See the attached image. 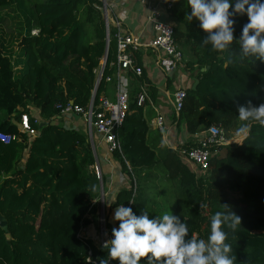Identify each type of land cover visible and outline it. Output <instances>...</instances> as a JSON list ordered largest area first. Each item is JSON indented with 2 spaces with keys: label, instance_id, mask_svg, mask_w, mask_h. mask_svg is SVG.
I'll return each mask as SVG.
<instances>
[{
  "label": "trees",
  "instance_id": "trees-1",
  "mask_svg": "<svg viewBox=\"0 0 264 264\" xmlns=\"http://www.w3.org/2000/svg\"><path fill=\"white\" fill-rule=\"evenodd\" d=\"M102 7L101 0H0V132L14 137L8 145L0 142V214L8 229L0 227V264H99L108 256L107 249L81 238L82 229L97 218L93 202L101 188L90 141L61 121L51 124L63 118L57 103L87 108L93 97L95 71L107 49ZM190 13L187 0H178L171 12L184 27L175 30V40L189 55L186 66L194 80L173 123L183 125L190 137L212 126L228 132L238 125L240 106L264 103V61L240 54L246 13L233 17L234 42L224 53L202 46L207 33L198 20H186ZM112 34L111 29L96 105L113 74ZM134 56L142 67V52ZM151 97L156 102V93ZM31 107L40 113L38 125ZM26 114L36 138L12 123ZM154 116L151 107L145 112L137 97L131 99L119 136L121 152L114 155L129 187L119 192L115 207L123 204L137 216L148 209L150 219L172 212L182 222L186 218L190 233L207 239L211 217L229 205L242 219L235 233L226 229L236 264H264V126L254 124L241 144L226 146L213 160L210 176L197 179L162 134L152 131ZM191 146L192 139L186 147Z\"/></svg>",
  "mask_w": 264,
  "mask_h": 264
},
{
  "label": "clouds",
  "instance_id": "clouds-1",
  "mask_svg": "<svg viewBox=\"0 0 264 264\" xmlns=\"http://www.w3.org/2000/svg\"><path fill=\"white\" fill-rule=\"evenodd\" d=\"M187 4L191 13L186 20H198L207 33L202 46L211 45L218 53L229 51L234 42L235 14L246 13L249 22L238 41L240 54L264 61V3L260 0H235L234 9L232 0H187ZM238 113L237 136L247 138L254 124L264 126V103L254 106L249 101L238 108ZM112 204L108 202L109 207ZM222 208L224 211L211 217L210 235L204 239L190 233L186 218L182 222L172 212L150 219L148 209L137 216L132 208L121 204L114 212L119 227L112 229L114 238L104 243L108 256L99 258V264H109V260L141 264L143 259L147 264H236L226 229L235 233L242 219L229 205Z\"/></svg>",
  "mask_w": 264,
  "mask_h": 264
},
{
  "label": "built area",
  "instance_id": "built-area-1",
  "mask_svg": "<svg viewBox=\"0 0 264 264\" xmlns=\"http://www.w3.org/2000/svg\"><path fill=\"white\" fill-rule=\"evenodd\" d=\"M101 1L103 3L102 12L104 13L106 10L104 17H106L107 44L110 45L109 12L106 0ZM177 1L141 0L148 13L147 21L151 23L154 30V37L148 43H144L139 37L121 29L119 23L116 24V33L112 35L116 43V53L114 60L109 65L110 70L114 71L116 75L106 78V83H111L115 77L118 80L114 102L106 97H100L99 103L96 105V98L93 99L92 97L87 108L76 105L73 101L67 104L57 103L55 105V109L60 112L61 117L77 116L88 126L91 133L94 132L100 136L105 153L110 157H114L115 153L121 152L119 136L131 104L129 94L122 90V77L129 73H133L138 78H142L143 76V68L139 66L134 55L143 49L151 48L161 52L168 60V71L171 75L178 73V71H184L187 68L184 53L175 40L176 28L162 20L165 14L171 16V12ZM157 3L164 7V12L159 10ZM106 65L107 61L103 63L102 60L100 68L95 71L97 78L101 75L103 68L105 71ZM186 97V90L183 89H179L168 95V99L173 107V115L176 114L178 116L182 111ZM137 105L145 110L148 107L155 110L157 116L150 121V127L162 134L165 145L177 154L179 160L195 174L197 179H207L210 176L213 160L223 154L226 146L238 144L232 142L229 139L227 131L219 126H212L208 130L192 136L193 146L191 147H186L188 141L191 139L185 142L181 140L180 144H174L169 139L170 133L167 117L157 110L147 84H142L140 87L137 95ZM40 122V120L35 118L34 123L36 125L40 124ZM20 123L22 125L21 133L31 139L37 137L38 132L33 128L28 114L22 116ZM13 140L14 137L12 135L0 132L1 143L8 145ZM95 170L99 179L102 180L99 167H96ZM102 197V203L100 198L93 202L98 206L99 229L94 234L89 232L88 227L81 231V238L86 240L91 239L98 248H104V243L114 238L112 230L107 226V220H104V224H102L100 215L103 211H106L103 202L105 195Z\"/></svg>",
  "mask_w": 264,
  "mask_h": 264
},
{
  "label": "crops",
  "instance_id": "crops-1",
  "mask_svg": "<svg viewBox=\"0 0 264 264\" xmlns=\"http://www.w3.org/2000/svg\"><path fill=\"white\" fill-rule=\"evenodd\" d=\"M106 5L109 12L108 22L110 31L111 29L113 30L112 35L116 33L115 26L119 23L121 29L139 37L144 43L150 42L154 37L153 26L147 21L148 13L141 3V0H106ZM157 5L159 10L164 12V7L158 3ZM162 20L167 24L174 26L176 29L179 28L184 30V27L177 24L171 16L165 14ZM37 33L38 31H34L33 35H36ZM183 51L185 61L187 63L188 59L186 60V58H189V55L186 49H183ZM115 52L116 50L114 51V55ZM141 52L142 68L146 75H143L142 78H138L133 73H129L128 75L122 77V90L129 94L130 99H135L140 91L141 85L147 84L151 95L156 93L157 99L154 103L157 110L167 117L170 141L174 144H180L182 138H186V141H188L191 137L186 133L185 127L178 128L173 123V107L168 99V95L179 89L188 90L192 88L194 86V80L191 77V72L188 68H186L184 71H178V73L171 75L168 71V60L161 52L151 48L143 49ZM113 75H116L114 71L112 76ZM117 82L118 80L115 77L111 83H106L105 91L102 93L101 97H106L111 101L115 100ZM147 110L148 108L145 112H147ZM30 115L41 121L40 113L36 108H30ZM156 116L157 113L155 112L153 119L156 118ZM60 121V124H62L66 129L79 130L89 139L96 160V167H99L102 178V180H100L101 188L99 198H102V196L105 195L103 202L106 212H115L116 198L119 192L122 189L129 187L127 184L128 178L122 173L121 167L116 162L114 157L106 155L100 136L94 132L91 133V130L87 125L85 126V123L79 117H59L58 120L55 121L56 125H58ZM152 131L155 130L152 129ZM179 133L181 135L177 137L176 135ZM24 163L25 159L22 160V165H24ZM108 202L113 203L111 207L108 206ZM96 219H99V217L95 218L93 224L88 227L89 232L92 234L97 232L95 227L97 225V222L95 221Z\"/></svg>",
  "mask_w": 264,
  "mask_h": 264
},
{
  "label": "rangeland",
  "instance_id": "rangeland-1",
  "mask_svg": "<svg viewBox=\"0 0 264 264\" xmlns=\"http://www.w3.org/2000/svg\"><path fill=\"white\" fill-rule=\"evenodd\" d=\"M187 57V56H186ZM187 60V58H186ZM115 100H113L114 102ZM240 124V121L238 122V125L227 132L228 136H229V139L232 141V142H235V143H238V144H241L243 141H244V137H241V136H237L236 135V130L238 128ZM86 126V125H85ZM182 127H184L182 125ZM179 135H181L180 133L178 135H176L177 137H179ZM184 136V135H183ZM186 141V138H182V142H185ZM224 153V152H223ZM171 195V193H169ZM103 199V197H102ZM101 197H100V200L102 201ZM158 200H161V199H158ZM102 208V207H101ZM103 210V208H102ZM100 217L102 218V224H104V220H107V226L110 227V229L112 230L113 228H118L119 227V222L115 221L114 220V212L111 211L110 213H107L106 211H103V213H101ZM98 220V221H97ZM97 222V225L95 226L96 229H99V219H96L95 220ZM101 226V225H100Z\"/></svg>",
  "mask_w": 264,
  "mask_h": 264
},
{
  "label": "water",
  "instance_id": "water-1",
  "mask_svg": "<svg viewBox=\"0 0 264 264\" xmlns=\"http://www.w3.org/2000/svg\"><path fill=\"white\" fill-rule=\"evenodd\" d=\"M105 14H106V10L104 11V16H105ZM104 16H103V17H104ZM105 19H106V17H104V20H105ZM108 54H109V45L107 44L106 54H105V56H104V58H103V63L107 61ZM103 75H104V68L102 69V73H101V75L97 78L96 87H95V90H94V92H93V99L96 98L97 90H98V88H99V86H100V84H101V82H102ZM12 123H13L14 125H16V126L18 127L19 131L21 132V129H22V125H21V123L15 121V120H12ZM51 124H52V125H56V122L54 121V122H52ZM44 126H46V123H42V124H41V128L44 127ZM0 227H1L5 232L8 231V229H7V223H6V221H5V218H4L1 214H0ZM10 238H11L10 235H7V239L10 240Z\"/></svg>",
  "mask_w": 264,
  "mask_h": 264
}]
</instances>
